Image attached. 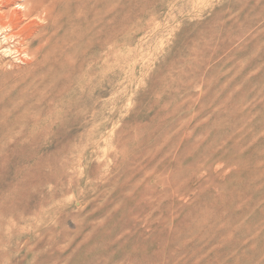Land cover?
<instances>
[{
	"label": "rangeland",
	"instance_id": "1",
	"mask_svg": "<svg viewBox=\"0 0 264 264\" xmlns=\"http://www.w3.org/2000/svg\"><path fill=\"white\" fill-rule=\"evenodd\" d=\"M58 9L0 35V264H264V0Z\"/></svg>",
	"mask_w": 264,
	"mask_h": 264
},
{
	"label": "bare ground",
	"instance_id": "2",
	"mask_svg": "<svg viewBox=\"0 0 264 264\" xmlns=\"http://www.w3.org/2000/svg\"><path fill=\"white\" fill-rule=\"evenodd\" d=\"M60 1L0 0V35L6 44L15 41V50L27 57L46 60L50 48L56 45L53 30L57 31L60 24Z\"/></svg>",
	"mask_w": 264,
	"mask_h": 264
}]
</instances>
